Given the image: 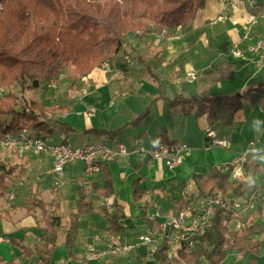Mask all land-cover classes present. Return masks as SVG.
<instances>
[{"label": "trees", "instance_id": "obj_1", "mask_svg": "<svg viewBox=\"0 0 264 264\" xmlns=\"http://www.w3.org/2000/svg\"><path fill=\"white\" fill-rule=\"evenodd\" d=\"M204 4V0H0V87L16 84L22 92L38 89L42 83L57 77L67 62L75 66L76 73H81L82 78L87 77L98 60L110 61L121 51L127 36L146 34L150 24L185 28ZM142 74L159 83L157 74L150 67L145 66ZM256 91L262 94L260 107H264V82L244 91L219 94L203 91L188 97L176 94L165 101L168 109L178 108L183 115L193 113L196 118L205 117L209 126L221 124L231 127L244 101ZM16 100L17 96L11 92L0 96V137L26 129L33 137L85 133L97 139L104 137L107 143H114L124 128L140 126L150 110L146 106L132 121L117 128L77 131L55 115L56 112L69 110L70 105L47 106L28 100L19 106ZM160 142L168 143L164 138ZM25 173L24 164L8 165L0 161V198L8 190L10 178L13 175L21 178ZM101 182L102 186L89 179L87 184L78 186V201L69 213L66 227L57 211L48 212L42 200L33 197L29 209H40L36 224L40 226V223H44L41 227L44 234L32 247L25 244L24 238L9 237L8 244L17 248L18 254L7 261L0 254V264H26L18 258L32 256L36 257L35 264H51L59 234L63 236L62 245L70 255L75 246L80 217L94 210L89 193L102 197L113 194L112 174L106 162L101 164ZM189 182L193 184L195 192L184 193L174 199L175 209H185L200 199L219 192L237 191L241 187L240 183L229 181L217 167H212L208 173L194 172L184 184ZM133 185L132 198L138 201L143 192L138 182ZM122 213V207L117 205H112L110 213L105 210L109 234L125 233L126 228L120 224ZM261 213L262 209L259 208L251 216L250 222ZM5 217L9 218L8 212L1 209L0 218ZM232 219V213L217 211L205 232L192 238V247L188 243L182 244L177 257L168 259L166 246L161 244L151 258L157 264H226L229 252L242 256L255 253L264 239L256 236L260 234L261 227L249 223L232 230L228 227ZM143 221L150 228L158 227L146 214ZM255 258L253 256L251 260L257 264Z\"/></svg>", "mask_w": 264, "mask_h": 264}, {"label": "crops", "instance_id": "obj_2", "mask_svg": "<svg viewBox=\"0 0 264 264\" xmlns=\"http://www.w3.org/2000/svg\"><path fill=\"white\" fill-rule=\"evenodd\" d=\"M204 2V7L197 12L193 21L185 28L180 27L179 31L176 28L150 24L149 32L146 34L140 37L127 36L121 51L110 59L113 70L95 69L85 79L82 78L78 96L76 95L73 102H81L83 105L81 112L84 113L90 106L94 108L95 112L97 108L101 109V112L106 108L107 115L95 119L94 122L98 124L93 122V126L99 127L103 124L102 127L107 129L120 127V125L111 128L106 126L117 115L130 113L129 118H132L125 123L127 124L146 106H149V114L144 120L151 123L155 120L154 124L156 125L145 123L144 135L148 129L154 130L156 140L146 144L143 142V135L137 129L140 127L128 126L120 132L117 141L132 143L134 139H138L141 144L152 147L160 142L161 138H164L168 142L165 144L183 141L190 146L191 151L205 152L212 148L207 146L205 137V129L211 127L215 129L219 137L227 140L228 147L224 148L223 152H229L230 156L220 157L217 161H213L212 157L201 160L197 155L191 159L192 153L190 152L183 163L175 168H168L161 161L151 163L140 161L134 153L107 161L106 164L112 174L113 194L109 197H102L91 192L93 196L96 195L95 198H90L94 210L91 214L80 217V226L71 254L68 255L66 247L62 245L63 236L59 234L51 264L63 258L69 260L66 264H157L147 254L148 247L146 245H139L121 256L108 255L97 260L84 259L85 245L91 241V235L96 232L108 233L109 225L103 206L106 201L122 207L120 224L126 228L124 233L126 239L134 242L136 235L149 228L143 221L144 214L158 225L164 221L165 214L175 211L174 199L181 197L184 193L195 192L191 182L184 184L194 172L208 173L212 167L220 168L230 163L238 152L247 147L249 141H255L257 150L264 148V107H260L262 94L259 91L250 95H257L260 111L256 113L252 110L248 112L241 110L231 127H224L221 124L212 127L207 124L205 117L196 118L193 113L183 115L178 108L168 109L166 106L165 99L173 98L176 94L188 97L203 91L209 94L244 91L250 86H257L264 82L263 75L262 80L248 84L258 73L264 74V68L259 71V68L248 59L236 58L230 53L235 45L243 48L248 43L255 41L256 36L261 35L259 28H263V24L259 23L251 28L245 37L241 24L244 23L245 18L237 12V9L232 7L224 9L220 0H204ZM257 3L259 2L257 1ZM218 15H222L223 19L217 20ZM252 30L254 31L252 32ZM125 54L129 55V62L124 61ZM180 59L183 60L182 67H179ZM145 66L150 67L151 71L157 74L158 84L149 76H143L142 72ZM118 68L124 70L123 79H118L114 75L115 69ZM190 72L195 73L193 79L187 76ZM183 73L185 74L183 75ZM147 78L155 84L151 85ZM163 83L166 85L164 86ZM168 91L172 93L171 97ZM67 104H70V109L67 110V114H64L63 121L69 123L73 113L71 109L74 107L73 103L67 102ZM94 113L90 117L94 116ZM86 125L88 126L84 129L96 128L90 127L92 125L90 120ZM70 135L71 133L68 136L70 137ZM97 141V143H107L104 137ZM132 154L136 158L132 159L130 157L133 156ZM247 160L248 163L245 167L248 170L264 166V156L261 153L251 154ZM80 163L76 161L66 164L64 182L70 180L68 183H71L74 180L76 183L87 184L90 179L102 186L101 171L97 174L86 175ZM134 182H138L143 192V196L138 201H133L132 198ZM11 195L14 199L13 193ZM5 199L4 196L0 198L1 205V201ZM95 199H97L96 202ZM19 200L16 201L20 202ZM170 203H173L170 205L173 210L166 211L167 208H170ZM26 206L29 209L30 205ZM10 209L9 206L3 210L10 214ZM34 215L27 214L20 217L13 214L15 218L13 222L0 218V238H3V241L0 242V254L4 261L11 259L14 253L18 254V250L15 251V248L8 246L9 236L24 238L25 244H28L29 247L43 236L42 225L36 224ZM236 225L232 220L228 227L233 230L237 229ZM17 230H21L23 233L13 236ZM260 249L262 251L258 252L257 256L264 254V248ZM18 259L24 263L23 258L19 257Z\"/></svg>", "mask_w": 264, "mask_h": 264}, {"label": "built area", "instance_id": "obj_3", "mask_svg": "<svg viewBox=\"0 0 264 264\" xmlns=\"http://www.w3.org/2000/svg\"><path fill=\"white\" fill-rule=\"evenodd\" d=\"M220 1L224 9L232 7L242 14L245 18L246 32L259 24L261 15L257 10L258 3L256 0ZM221 18L222 15L216 17L217 20ZM231 54L236 58L248 59L259 69L263 68L264 35L257 36L255 41L243 48L235 45L231 49ZM124 60L129 62L128 54L124 55ZM97 68L104 71L113 70L109 60L102 61ZM114 75L118 79H123L124 70L115 69ZM189 75L191 78L195 77L194 72H190ZM60 76L63 77V74L59 73L57 77L47 81V86L56 87L59 84ZM90 111L87 112L88 116L93 114V109ZM57 137H59L57 142H51L49 137H33L28 130L24 129L16 134H3L0 137V148L20 144L35 154L47 155L51 158L52 172L60 175V177L64 175L65 165L69 162L79 161L83 163L84 173L93 175L101 171L102 163L125 157L130 153H134L140 161L148 163L161 161L166 167L174 168L181 165L191 152L190 146L183 141L169 144L158 142L152 147L141 144L138 139H134L132 143L116 141L114 143L99 142L73 146L68 136L59 134ZM205 137L208 147H228L227 140L219 137L215 129L211 127L205 129ZM257 152L264 156V148L257 150L255 149V141H249L247 147L238 152L230 163L220 167L221 172L228 177L229 181L241 184L237 191L219 192L214 196L200 199L195 205L185 209H175L174 212L164 215V221L160 222L156 229L149 227L136 235L134 242L128 241L124 234L93 233L91 241L85 245L84 259L97 260L108 255L121 256L139 245H146L148 247L147 254L153 256L161 244L166 246V257L174 259L177 257V251L182 244L188 243L189 247L193 246L192 238L205 232L217 211L232 213L234 215L232 220L234 221L235 219L239 220L247 212L256 213L259 208L262 209L263 213L264 166H258L254 170H248L245 167L248 163V156ZM103 206L108 213L112 211L111 203L106 201ZM236 224L238 229L241 222ZM2 239L0 238V242L3 241ZM234 253H236L237 259L242 257L240 253Z\"/></svg>", "mask_w": 264, "mask_h": 264}, {"label": "rangeland", "instance_id": "obj_4", "mask_svg": "<svg viewBox=\"0 0 264 264\" xmlns=\"http://www.w3.org/2000/svg\"><path fill=\"white\" fill-rule=\"evenodd\" d=\"M256 1L259 2L257 4V6H258L257 9L261 15V18H259V23L263 24V28H259V34L264 35V34H262V33H264V0H256ZM119 2H121V1H119ZM0 9H1V7H0ZM221 19H223V16ZM241 24H242L243 34L245 33L244 35L246 37L247 36V34H246L247 33L246 32V23H241ZM176 30L179 31V30H181V28L177 27ZM253 31L254 30H252V32ZM261 35H257V36H261ZM236 46H238V45H236ZM102 61H104V60H100V61L98 60L92 71H94L97 68V66L100 65V63ZM182 61L183 60L180 59L179 67L183 66L181 63ZM263 68L259 69V71L262 70ZM250 69L252 70V68H250ZM253 69H255V68H253ZM170 72H171V70H170ZM170 72H168V73H170ZM61 73L63 74V77H61V76L59 77V79H58L59 84L54 88L48 87L47 82H44L41 84V86L38 89L28 90V91L22 92L18 85L11 84L8 87H0V96L7 93V92L13 93L14 95L17 96L16 103L19 106L21 104H23L24 101L26 102L28 100L38 101L39 103H41L43 105H47V106H52L54 104L66 105L67 102L73 103L74 108L71 109V112H73V113H72V117L70 118L71 121L69 120V123L71 122L70 125L72 127H75V130L81 131L86 126H88V125H86V123L88 120H90V123L92 124V125H90V127H96V125L93 126L94 120L101 118V116L105 117L107 115V111H106L107 109L104 108L102 110H105V111L101 112V109L99 110V108H97L96 112H95L94 108L92 106H90L89 109L87 108L85 110V113L81 112L83 109V105L81 104V102L80 103L73 102L76 95L78 96L79 88L81 86V81H82L81 80L82 79L81 73L80 74L76 73L75 66L70 62H67L63 65ZM73 73H76V75ZM184 74L185 73H183V75ZM173 75H175V73H173ZM263 75L264 74H262V73H258L257 76H255L254 78L252 77L253 78V79H251L252 81H250V83H248V84L257 82L258 80H262ZM73 76H75V78H73ZM187 76L190 77L189 73L187 74ZM166 77H168V76L166 75ZM83 78L85 79V77H83ZM147 79H149V78H147ZM191 79H193V78H191ZM149 83L151 85L155 84L151 79H149ZM163 85L165 86L166 83H163ZM162 88H164V87H162ZM168 94L170 97L172 96L171 95L172 93H170L169 91H168ZM90 109H93V113L95 112L94 116H92V117H90V116L88 117L86 115L87 112L90 111ZM241 110H244V112H248L249 110H252L253 112L256 111V113H258L260 111V108H259V103L257 100V95L256 94L250 95L249 98L246 101H244V106L242 107ZM65 113L67 114V111L56 112L55 115L60 121H63V119L65 118V115H64ZM74 113H75V116L73 117ZM242 114H243V112H242ZM129 116H131L130 113H128V114L122 113L121 116L117 115L116 117H114L110 121L111 123H107L106 126H108L109 128L114 127L116 125L121 126L132 118V117L129 118ZM72 118H73V120H72ZM259 120H261V119L259 118ZM64 122H66V121H64ZM145 123L149 124L151 122H149L148 120L145 122V120H144L143 125L140 124V126H139L140 128H137V129H139L140 134L143 135V138H142L143 142L146 144H149V143L154 142V140H156L155 139L156 135H155L154 130H150V129H148V132L146 130L147 133L144 135ZM154 123H156L155 120H153L151 124L156 125ZM263 123H264V121H263ZM95 124H98V123H95ZM102 126H103V124L100 125L99 127H102ZM99 127H96V128H99ZM57 136H58V134L51 135L49 137V140L51 142H57L59 140V137H57ZM68 138L70 139V142L72 143L73 146H82V145L92 144V143L98 142L97 139L93 135L85 134V133H79V134L72 133L70 135V137L68 136ZM121 139H123V137H121ZM224 150L225 149L223 147H220V146H213L212 148L208 149V151H205V152L199 151V152L195 153V150H193V151H191V153H192L191 159L193 157H195V155H197V157L200 158L201 160H203L204 158H207V157H212L213 161L214 160L217 161L220 157L226 158V157L230 156V153L229 152L224 153L223 152ZM132 155L133 156H130V157H132V159H134V157L136 158V156L134 154H132ZM0 161L5 162L8 165H11V164H20V165L24 164V165H26V173L21 178H16V176L13 175L10 178V184H9L8 190L6 192L5 191L3 192L4 193L3 196L6 197V199L4 201H1L2 205L0 204V208L3 210V209H6V207H9V206L11 207V209L9 210L10 214H8L9 218L5 217L3 219H6V220L9 219L13 222V221H15L13 214H15V216H20V217H23L24 215H27V214H30V215L35 214L34 218L39 217L40 209H35V210L32 208L27 209V206H26V205H30V200L34 197V198H38V199L42 200V202L45 204L48 212L57 211V213H59L62 217L63 225L65 227L67 226V223L69 220V213L75 206L74 202L78 201V196L76 195V190L78 189V186H80L81 183H76L74 180H72L71 183H68L70 180H66L64 182V175L62 177H60V175H56L52 172L51 158L49 156H47V155L44 156L43 154H35L31 150L23 148L20 144L19 145L13 144L10 147L6 146L5 148H0ZM199 162H201V161H199ZM80 164L82 166V169H84L83 163H80ZM209 166H211V165H209ZM65 167H66V165H65ZM64 172H66V171H64ZM0 191H1V188H0ZM11 193H13L14 199H12ZM131 193H132V190H131ZM92 197L95 198L96 195L93 196L91 193H89V198H92ZM19 198H20V200H19ZM76 198H77V200H76ZM16 200H19L20 202H17ZM96 200L97 199H95V202H96ZM9 203H11V204H9ZM172 204L173 203H170L169 206ZM13 208H16V210H13ZM168 210L172 211L173 209L170 206V208L169 209L167 208L166 211H168ZM252 215L253 214H251L249 212L243 214L239 218V220L235 219V224L237 222H241V224H244V225L245 224L248 225L249 223L258 224L261 227V231H260V234L259 235L257 234L256 236H258L259 239H261L262 237H264V213H262L259 218L256 217V219L254 221L250 222V218ZM40 225L44 226V223L43 224L40 223ZM19 233L21 234L23 232L21 230H17L13 236L18 235ZM26 236L27 235L25 234V237ZM26 245L28 246V244H26ZM263 245H264V239H263V242H262V245L260 248H264ZM8 246H10V245L8 244ZM260 248L255 253L258 254V252L262 251V249H260ZM16 250H17V248H15V251ZM17 253H18V251H17ZM255 253L248 254L247 256H244V257L242 256L240 259H237L236 253L229 252L225 261H226V264H254L253 260H251V258H253V256H254V257H256L255 259H256L257 264H264V254L261 256H257V255L255 256ZM13 255H16V253H14ZM35 260H36L35 256H32L30 258H23V261L26 264H35ZM67 262H69V260L66 258H63V259L58 260L54 264H66ZM202 264H206V263L202 262Z\"/></svg>", "mask_w": 264, "mask_h": 264}, {"label": "bare ground", "instance_id": "obj_5", "mask_svg": "<svg viewBox=\"0 0 264 264\" xmlns=\"http://www.w3.org/2000/svg\"><path fill=\"white\" fill-rule=\"evenodd\" d=\"M125 61V60H124ZM96 69H98V68H96Z\"/></svg>", "mask_w": 264, "mask_h": 264}, {"label": "clouds", "instance_id": "obj_6", "mask_svg": "<svg viewBox=\"0 0 264 264\" xmlns=\"http://www.w3.org/2000/svg\"><path fill=\"white\" fill-rule=\"evenodd\" d=\"M258 122V121H257Z\"/></svg>", "mask_w": 264, "mask_h": 264}]
</instances>
